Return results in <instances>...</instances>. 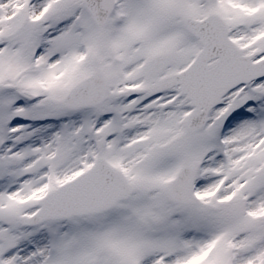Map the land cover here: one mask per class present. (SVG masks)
<instances>
[{
	"label": "snow or ice",
	"instance_id": "snow-or-ice-1",
	"mask_svg": "<svg viewBox=\"0 0 264 264\" xmlns=\"http://www.w3.org/2000/svg\"><path fill=\"white\" fill-rule=\"evenodd\" d=\"M0 264H264V0H0Z\"/></svg>",
	"mask_w": 264,
	"mask_h": 264
}]
</instances>
